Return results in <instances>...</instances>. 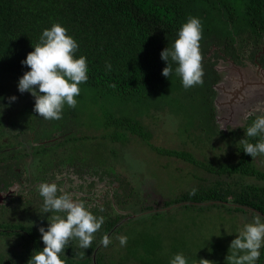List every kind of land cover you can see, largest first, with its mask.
<instances>
[{
  "label": "trees",
  "instance_id": "trees-1",
  "mask_svg": "<svg viewBox=\"0 0 264 264\" xmlns=\"http://www.w3.org/2000/svg\"><path fill=\"white\" fill-rule=\"evenodd\" d=\"M190 16L199 17L203 24L200 48L205 74L202 85L186 89L174 71L170 79L162 74L167 62L161 53L171 47ZM57 22L67 27L79 42L77 56L87 57L89 80L80 85L75 108L66 106L62 119L47 120L34 112V96L30 92L21 93L18 82L30 70L21 61L34 51L42 31ZM263 46L264 0H0V186L4 185L0 191L18 182L17 176L22 177V168L29 162L32 169L45 173L48 183L57 170L74 168L80 180L91 175L100 181L110 179L111 183L124 185L125 180L116 175L114 167V160L124 161L117 150L121 147L124 151L139 139L157 155L190 165L187 169L176 167L174 174H167L175 182L170 190L175 196L170 195L162 209L143 207L140 212L148 213L138 217L176 214L173 222L166 221L170 227L178 223L167 258L164 248L155 243L156 238L138 240L133 253L118 252L121 247L115 245L125 225H119L121 214L113 209L108 215L107 209L97 206L89 208L95 215L104 217V224L94 234L91 248L82 249L78 240H70L65 250L67 264H169L180 252L188 257L189 264H198L190 257L187 245L175 244L179 232L193 237L203 227L199 223L202 217L207 221L226 214H245L246 207L262 210L247 195V186H252L245 179L251 177L255 163L240 143L243 139L255 143V138L246 137L244 131L235 140L232 133L220 129L214 86L221 81L217 69L221 60L229 58L242 65L247 54L254 59ZM107 62L112 65L111 71L106 69ZM176 66L173 64V69ZM12 96L17 99L10 101ZM164 116L170 119L169 124L173 122L177 139L183 145L192 141L194 149L175 150L151 143L154 132L149 122ZM15 126L20 129L19 135L8 129ZM86 126L89 133L84 131ZM76 129L83 135L78 136ZM30 132L31 151L21 150L17 156L11 155L8 150L14 144L13 138ZM98 137L104 145L100 141L91 142ZM40 142L44 143L39 145ZM85 144H95L93 150L109 151L108 156L104 153L94 160L99 169H92L93 160L88 158ZM64 147L71 152H65ZM57 149L63 151L61 155ZM208 152H212V157ZM168 168L173 169L169 160L160 167ZM122 188L128 190L127 185ZM118 191L115 195L121 205L123 200L118 198L121 197ZM41 200L38 205L18 199L14 200L17 205L10 202V207L0 209V264H28L33 252L45 247L39 229L47 228L49 216L55 213H44L42 197ZM236 204L243 207L236 208ZM180 212L188 214L190 219L178 221ZM231 220V230L237 232L233 217ZM105 234L111 237L108 247L101 244ZM143 243L146 244L142 254L139 248ZM230 245L217 243L221 249L230 250ZM229 250L221 254L223 263L215 264H227ZM262 259L263 256L259 264Z\"/></svg>",
  "mask_w": 264,
  "mask_h": 264
},
{
  "label": "clouds",
  "instance_id": "clouds-1",
  "mask_svg": "<svg viewBox=\"0 0 264 264\" xmlns=\"http://www.w3.org/2000/svg\"><path fill=\"white\" fill-rule=\"evenodd\" d=\"M202 36L201 19L190 16L179 29L171 47L161 53V58L167 62L162 74L170 79L174 71L186 89L204 83L200 48ZM79 49L77 39L69 34L67 27L57 22L42 31L34 51L21 61L30 70L19 79L18 90L34 96V112L39 117L60 120L66 106H77L80 85L89 80L88 60L84 55L77 56ZM173 64L177 65L175 69ZM106 69L112 70L110 62L106 63ZM9 99L15 101L17 97ZM245 135L255 138V143L248 139L241 140L243 151L253 159L264 156V115L257 116L246 128ZM38 189L44 201V213L55 214L49 216L47 228L40 227L45 247L34 251L28 264H67L65 250L70 240H78L82 249L91 248L94 234L104 224V217L95 215L84 201L74 199L55 182L41 183ZM236 233L238 235L231 242L226 258L227 264H259L264 255V215L255 212L252 222L237 229ZM127 239L120 236V244L126 245ZM110 243L109 235L105 234L101 240L102 246L108 247ZM208 261L200 259L199 264H207ZM169 264H189V259L180 252L171 258Z\"/></svg>",
  "mask_w": 264,
  "mask_h": 264
},
{
  "label": "rangeland",
  "instance_id": "rangeland-1",
  "mask_svg": "<svg viewBox=\"0 0 264 264\" xmlns=\"http://www.w3.org/2000/svg\"><path fill=\"white\" fill-rule=\"evenodd\" d=\"M247 52L249 53L250 50L248 49ZM233 63L235 66L233 65ZM236 64L237 63H235L231 59L229 61L222 60L218 63L217 68L221 69L220 72L222 76L224 75V72L228 71L232 73L233 71H235L234 67H239L240 69H242V71L245 74L247 73L246 75L248 76V78L254 76L257 67H254V65L251 62L247 63L246 65L243 64L242 66H237ZM230 80L232 81V79ZM245 80L247 81L246 77ZM258 90L260 91V87ZM216 102H217V98H216ZM214 103H215V99H214ZM242 108L243 110L240 113H242L243 115L241 118L243 120H240L239 122H237L235 126L231 127L230 124L222 125L221 119L219 118L218 122L220 129L224 128L222 130L226 131L227 133L228 132L235 133L240 128L239 126H242L246 123L247 117L251 116V114H254V117H257L259 115H264V104L252 109H249L250 107H242ZM217 110L218 109L216 107V113H218ZM219 116L222 115L218 113L217 117ZM169 121L170 119H168L167 116H164V118L162 119L158 118L155 121L149 122L151 129L154 132V136L153 139L151 140V143L156 147L175 149V150L194 149L195 145L192 141L189 140L186 145L185 144L183 145L180 142V140L177 139V137L174 134L175 128H173V122L169 124ZM16 127L17 126L13 127L12 129L10 128L8 129L12 134L14 133V135L17 134L19 135L20 129ZM84 129L86 133L90 132L87 130L89 129V126H86ZM31 133L32 132L25 133L21 137H18L17 139L13 138L14 144L9 148L8 152L13 156H17L19 152L21 153V150L23 151V153L31 151V147H30L31 146L30 142L32 139L30 135ZM81 133L82 132L78 130L76 131V134H78V136H82L83 134ZM97 135L99 136V134ZM7 140L8 138L5 139V141ZM53 140L54 139H52L51 141ZM19 141L22 143L20 144ZM98 141L102 142L103 144V141L101 140L100 137L96 138V140H92L91 142L96 143ZM32 143L36 144L34 142ZM213 144L217 145L216 143ZM112 145L113 144L109 143V147H112ZM94 146L95 144L92 145L85 144V146H83L86 152L89 153L88 158L93 160V163L92 164L90 163L92 165L93 170L95 169L96 166H98V164L94 160L97 158H101V156L104 155V153L106 154V156H108V152H109V151L108 152L105 151V149L93 150ZM221 146H223V144L220 143V147ZM120 148L117 151H119V156L121 157V159H124V161L117 163L114 160L115 162L114 167H115L116 175H118L120 178L125 180V184L124 185L121 184L122 185L121 186L119 185L120 183L117 182L112 185H109L108 182H111V180H106L107 181L106 185L110 186V188L108 191H105V193L107 194L108 199H110V197L113 198L114 204L116 205L119 201L117 200L116 202L115 200L117 199L115 195V191L119 190L118 192L121 197L118 196V198L123 200L122 202L123 204H121L120 207L124 206V208H120V209L118 208V209L121 210L122 212L124 210L123 215L125 216L129 214L130 215L134 214L129 218H134V219L137 218L138 220L129 221L130 220L129 218L126 217L123 218L121 215H119L120 216L119 220L121 221L119 225L125 224L121 229L122 231L120 233V236H126L128 239H127V244L124 246L119 245L120 241L118 240V244L115 245V247L118 246L121 247V249L118 250V252L120 253H128V252L133 253V251H135L133 246L135 242H137L138 240H142L143 242H145L148 238L153 240L156 238L155 243L158 244L159 248L160 247L164 248L163 253L164 256L167 258L168 253L170 251L171 242L173 241L172 236L174 237L176 234V232H174V227L177 226L178 224L176 223L175 226L172 225V227H170L167 226L168 225L167 222L169 223L173 222L174 221L173 217L176 214H166L161 216L156 215L147 218L142 217L140 219L138 217H141L144 213H148V212H142V213L140 212L143 207L151 206L156 209H162L164 207L165 202L169 200L170 195L175 196V194H170V190L174 186L175 182L171 180L172 177L169 178L170 176H167V174H174L175 173L174 169L176 167L177 168L183 167L184 169H187L190 165L182 163L176 160L175 158L170 159L157 155L155 151H153L150 147H148L146 144L141 142L139 139H135L124 151H121ZM64 150L65 152L68 153L71 152L70 149H68V147L67 149H65L64 147ZM56 151L58 155H61L60 154L62 152L61 149H57ZM208 154L209 156L212 157V152H208ZM168 160L172 163L173 169L168 168L165 170H161L160 167L162 168L163 165L167 164ZM98 167H96V169ZM86 176L88 177V175ZM157 176H161L162 179L161 178L158 179ZM104 184L105 183H103V185ZM126 185L128 190L123 191L122 187ZM176 187L174 191L176 190ZM97 195L100 194L97 193ZM35 201H37V199H35ZM117 207H119V205ZM16 216H18V214ZM226 217L224 215L222 216V218L216 217L214 220L210 219L207 221L205 217H202L199 222V223H203L202 229L200 231L195 232L193 237H191V234H184L179 232V234L177 235L178 240L175 241V244L179 247H184L185 245H187L191 250L190 257L193 258V262L195 261L198 264L200 259L209 260L207 264H215L219 262L223 263L221 254L225 250H229V249H225V248L221 249V247L217 246V243L223 241L224 244H231V242L238 235L236 232L231 230L232 217H233L234 225H237V229L242 228L246 223H250L253 220L251 215H248V213L226 214ZM185 218L186 219L188 218V220L190 219L188 214L186 213L184 214V212H180L176 217L178 221H183ZM9 243L13 244L14 241L9 240ZM145 244L146 243H143L141 248H139L141 249L140 253L142 254L145 252L144 251ZM262 256L263 259L261 260V263L264 264V255ZM216 258H218L219 260H217Z\"/></svg>",
  "mask_w": 264,
  "mask_h": 264
},
{
  "label": "flooded vegetation",
  "instance_id": "flooded-vegetation-1",
  "mask_svg": "<svg viewBox=\"0 0 264 264\" xmlns=\"http://www.w3.org/2000/svg\"><path fill=\"white\" fill-rule=\"evenodd\" d=\"M263 55H264V47H263V50L258 55H256L254 59H250L249 55L247 54L245 58L243 59V64L246 65L247 63L251 62L254 65V67H257L256 69H259L260 67L264 69V58H262ZM225 60L229 61L230 59L228 58ZM236 65L242 66L238 64ZM217 69L219 71L221 70L219 68ZM228 75L232 77L230 78L232 79L231 82H228V81L224 82L223 78H221V81L219 80V82L217 83L218 85H221V86H226V84L230 86V84L233 83L232 84L233 86L230 89V91L229 90L227 91L228 94L216 90L215 86L217 84L214 86L215 104H216L215 107H217L218 113L222 115V116L217 117L218 113H216V118H217V122L219 118L221 119L222 125L230 124V126L233 127L237 124V122H239L240 120H243L241 119L243 115L242 113H240L243 110L242 107H250L249 109H252V108H255V107H258L264 104V91H260L259 93H255V92L252 93L250 91L251 96L249 99L239 100V98L235 94V91L236 90L238 91L239 86L241 84H239L238 80H235L236 78L232 76L233 75L232 73L229 72ZM263 75H264V72H262V70H255L254 76L249 77V78L246 77V79L248 78L247 79L248 83L254 82L255 84L260 85V84H264ZM248 90H250V87H248ZM250 92L248 93L249 95H250ZM216 98H217V102H216ZM237 102H239L240 105ZM256 118L257 117H254V114H251V116L247 117L246 123L242 126H239L240 128L238 127L239 129L237 132L232 133V138L233 139L235 138V140H237L238 136H241L243 132L246 130V128L250 126ZM221 129H224V128H221ZM243 135H245V133ZM44 142H40L38 144L40 145V144H43ZM252 161L255 163V170L253 172L250 171L251 177L250 178L246 177L245 179L247 183H249L252 186V187L247 186V189H246L247 195L251 197L252 201H255L258 203L259 208L260 207L262 208V210L257 211V209L254 207H246L245 210L248 211V215H251L253 219L255 212H258L264 215V156L257 157L256 159H252ZM55 170L56 169H54V171ZM20 171L21 170L19 169V172ZM91 173L94 174L93 172ZM44 175L45 173L43 171L32 169L31 164L29 162V165H27L26 168L24 167L22 168V177L17 176L18 182L14 181L11 184V186L7 188V190L0 191V195H1L0 197H2V199L0 200V209L1 208L3 209V207H10V202H14V200H18V199L26 201V203L32 202L33 204L41 205L42 200L39 194L38 185L45 182L46 177H44ZM90 176L91 175H88V177L86 176L87 178L84 177L87 180H80L78 178V173L75 172L74 168H69V169L61 168L56 171L54 178L51 179L49 183L55 182L59 188L63 189L64 192L70 193L74 199L84 201L88 207L92 208V207L99 206L101 208H105L107 209L105 214H108V215L114 209L118 214L123 215L124 210L123 212L119 210L121 208L120 207L121 205L119 204V207H117L118 203L115 205L112 197H110V199L107 198L108 196L105 193V191H108L110 188V186L106 185L107 181L106 180L100 181L95 176H92V177ZM103 183L105 184L103 185ZM108 184L112 185L114 183L108 182ZM0 187L4 188V185ZM97 193H99L100 195H97ZM35 199H37V201H35ZM115 200L117 202V199ZM13 205L15 206L17 205V203L14 202ZM235 206L236 208L243 207L240 204H236ZM38 211H40V207ZM238 214H241V213H238Z\"/></svg>",
  "mask_w": 264,
  "mask_h": 264
},
{
  "label": "water",
  "instance_id": "water-1",
  "mask_svg": "<svg viewBox=\"0 0 264 264\" xmlns=\"http://www.w3.org/2000/svg\"><path fill=\"white\" fill-rule=\"evenodd\" d=\"M233 65H234V63H233ZM235 66V65H234ZM234 70L235 71H233L232 72V76L233 77H235L236 79L235 80H238V82H239V84H241L240 86H239V89H238V91L236 90L235 91V94H236V96L239 98V100L240 99H249L250 98V96H251V92L253 93V92H255V93H259L260 91H264V87L262 88V86L264 85V84H260V85H258V84H255L254 82H247L245 79H243V78H245V77H248L243 71H242V69H240L239 67H234ZM256 70H262V72H264V69L262 68V67H260L259 69H256ZM220 72V71H219ZM221 73V72H220ZM229 74V72L227 71V72H224V75L222 76L221 75V78H223V80H224V82L225 81H228V82H231V80H229L230 78H232L230 75H228ZM264 76V75H263ZM248 79V78H247ZM234 80V81H235ZM244 81V82H243ZM233 84V83H232ZM232 84H230V86H228L227 84H226V86H221V85H216L215 86V89L216 90H218V91H220V92H224V93H227V91L229 90L230 91V89L232 88ZM248 87H250V90H248ZM259 87H260V91L258 90L259 89ZM262 88V89H261ZM251 91V92H250ZM245 92V93H244ZM250 92V95L248 94ZM228 94V93H227ZM241 95V96H240ZM239 105H240V103L239 102H237ZM1 196V195H0ZM2 199V197H0V200ZM205 205H207V204H205ZM156 211V210H155Z\"/></svg>",
  "mask_w": 264,
  "mask_h": 264
}]
</instances>
